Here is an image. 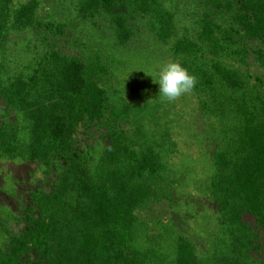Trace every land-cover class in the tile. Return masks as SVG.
<instances>
[{
  "label": "trees",
  "instance_id": "trees-1",
  "mask_svg": "<svg viewBox=\"0 0 264 264\" xmlns=\"http://www.w3.org/2000/svg\"><path fill=\"white\" fill-rule=\"evenodd\" d=\"M184 2L0 0V162L17 170L0 171V264H264V0H195L186 19ZM76 18L118 46L143 21L197 100L199 156L176 162L161 98L129 96ZM191 185L200 212L177 198ZM163 201L187 222L148 216Z\"/></svg>",
  "mask_w": 264,
  "mask_h": 264
},
{
  "label": "rangeland",
  "instance_id": "rangeland-1",
  "mask_svg": "<svg viewBox=\"0 0 264 264\" xmlns=\"http://www.w3.org/2000/svg\"><path fill=\"white\" fill-rule=\"evenodd\" d=\"M180 7L183 9L182 17L186 19L197 10L198 5L195 0H185ZM72 26L81 40L89 42L98 40L96 44L105 51L106 56L116 61V76L124 81L129 96L139 101H144V97L153 101L156 97L161 98L174 127V136L179 149L176 162L178 163L183 155L199 156L203 148L198 144L197 137L203 132L205 122L198 110L197 100L189 90L182 88L184 74L179 71V65L168 55L164 45L146 30L143 21H138L135 26V36L126 46H118L109 29L102 22L96 25L86 21L81 22L76 18ZM251 64L254 74L264 73L253 59ZM144 83H147L146 90L143 87ZM154 92L156 95L151 98ZM1 170L11 174L17 172L14 165L4 161L0 162ZM37 177L38 179L45 178L42 173ZM48 181L51 183L52 179L49 178ZM46 190H49L48 185ZM189 190L191 192L188 195L177 198L184 199L188 203H196L197 210L200 212L204 204L201 195L195 192L193 185ZM183 212L184 214L181 215L185 218L184 221L169 202L163 201L156 203L147 211V214L151 217L174 218L184 224L189 216L186 210ZM12 228L19 236L23 226L13 224Z\"/></svg>",
  "mask_w": 264,
  "mask_h": 264
}]
</instances>
